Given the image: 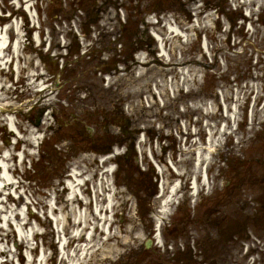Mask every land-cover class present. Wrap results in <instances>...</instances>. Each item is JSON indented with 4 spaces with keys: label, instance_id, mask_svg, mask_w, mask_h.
Here are the masks:
<instances>
[{
    "label": "rangeland",
    "instance_id": "1",
    "mask_svg": "<svg viewBox=\"0 0 264 264\" xmlns=\"http://www.w3.org/2000/svg\"><path fill=\"white\" fill-rule=\"evenodd\" d=\"M30 1L38 9L41 20H44L41 27L43 37L50 36L53 45L56 46L61 36L67 37V44L74 43L76 40L75 34L69 35L72 29L69 24L70 20L77 17L83 22V19L88 20L89 14L94 12L93 0ZM137 1H139L138 8L133 2H124L122 9L115 6L105 11L101 10L102 15H99L102 17V23L99 22L96 27H93L90 35L83 37L80 43L76 40L78 44L74 43V51L67 53L64 59L59 57L56 60V57H53L51 60H54L55 64L39 54V49L34 48V43H32L31 28L28 24V26L22 25L23 42L19 54L22 57L21 66L24 70L13 75V64L6 60L13 59L12 43L13 39H16L13 24H16L20 18L17 16L18 21L7 18L8 8L13 9V0H0V13H2L0 15V37L6 38V45L9 41L12 42L9 49L7 48V57L3 60L6 63L0 67L2 92L4 96L10 97L8 99L10 100L9 110L1 109L7 105L5 101L0 105V147L13 149L16 156L9 163L16 169L13 188L9 192H3L0 200L4 199L9 208L15 210L14 214L21 212L29 214L33 210L32 220L41 222L38 226L40 230L36 232L37 236H33V240L29 243H22L19 232L22 231L23 235L27 236L29 228L23 229L13 221H10L11 228L0 231V247L3 251L0 252V264H28L30 258L38 256L37 264H40V258L44 252L46 258L42 264H60L58 248L54 243L56 233L52 227L50 229L47 222L45 197L50 194L56 200V207L59 210L64 209L63 200L68 194L64 192V184L72 168L84 171V175L89 178L98 173L99 179L105 176L102 172V158L98 154L85 152L86 143L79 138L75 129H71V125L78 119L84 121L81 123L82 127H85L86 123L87 126L93 127V121L87 120L86 116L87 109L91 108L90 93L94 96L92 104L99 113L102 112V108L116 111L114 113L124 111L136 128L145 126L157 132L162 130L164 136L167 137L161 139L159 135H155V138L150 140L148 136L147 145L157 138V143L160 141H165L167 144L177 142L178 148L181 146V150L185 152L189 151L193 145L194 151L196 146L198 148L201 145H208L206 144L208 137L206 127L202 129L197 126V133L202 132L200 141L198 143L197 136L194 137L192 145L189 142L185 144L186 149H183L185 140L178 133V127L184 122L188 123L191 117L199 119L201 115H204L201 106L203 104L207 112L209 131L211 133L219 131V134L211 141L215 145L216 154L210 153V190H206L207 195L206 193L200 194L204 196L201 203L200 200L197 203L195 198V203L190 205L194 207L196 203L199 204V209L198 207L193 208V214L198 212L205 217L210 213V220L215 223L225 216L226 222L234 221V218L243 220L242 217L249 216L255 208L252 200L262 195L261 185H264V182L261 185L258 183L261 178L260 174L264 173V170L258 169V175L255 177L250 165L258 153L257 145L259 146L264 141V26L261 25L262 23L259 24L255 18L257 13L260 18V11L264 6L260 4V0H248L249 4L247 0H227L225 5L231 10L235 8L238 12L242 11L244 16L245 13L250 16L248 21H237L236 27H233L232 23L235 18L223 15L222 8L219 9L220 0L218 5L213 6L211 4L199 6V0H181L179 3L176 0H162V3L155 0ZM154 2L158 3L154 4ZM262 2L264 3V0H261ZM258 4H260V11L255 10ZM172 5L175 10L168 7ZM157 8L161 10L155 11ZM21 11L18 13L20 14ZM155 15L159 22L153 24L152 21H156L154 20ZM24 16L29 17L30 15L24 12ZM173 19L176 22L173 23ZM32 22L36 23L35 20ZM171 23L178 25L180 31L186 36L167 34L166 30H170ZM76 28L79 34L85 35L81 28ZM143 31H147L151 38L154 31L164 38L163 44L169 58L160 55L158 60L156 56L157 53L160 54L157 49L159 42L153 37L155 43L153 46L144 39L140 49L143 51L142 55L146 57L144 62L146 65L140 66H142L143 74L150 79L139 82L140 80H136L137 74H132L139 68H135L134 64L137 59L127 57L125 42L132 43L137 36L142 37ZM200 37L204 39V50L208 51L207 54L201 48ZM79 38H81L80 35ZM80 47L81 50H79ZM101 48L108 58L117 56L126 60L125 69H128L127 65L130 66L126 78L120 79L119 74H116L117 71L111 70L110 77L108 76L105 82H102L103 76L97 73L101 61L99 54H96L91 64L86 59L90 58V52ZM119 50L120 52H117ZM88 51L90 52L87 56L83 55L82 59H78L81 53ZM177 62L179 64L172 72L164 73L165 68H170L172 63ZM63 66L67 71L59 75ZM188 68L193 69L192 75L196 80L193 77L189 80ZM154 69H160V72L154 73ZM40 72L46 73L38 78ZM155 74L156 78L151 80ZM58 78L59 83H56ZM94 81L97 84L101 83L99 90L92 89L90 86ZM79 87L83 88L78 89ZM137 88L142 91L134 93ZM185 88H187V93L182 91ZM152 89L156 90L158 95H154ZM155 96H160L162 101H158L159 98L156 99ZM203 98H206V101L202 100ZM119 100L124 105H120ZM8 114L13 115V121L15 118L17 126L14 124L13 128L7 126L3 118ZM122 123L125 124V121ZM27 126L30 130L38 128L37 135L40 138L42 137L40 134L46 132L44 144H38L39 141L35 146L30 147L22 140L23 143L15 149L17 140L27 138ZM170 136L172 139L169 138ZM155 148L160 150L157 145ZM23 151H26L25 157H23ZM28 151L34 155L28 154ZM136 154H138L139 162L134 165L139 169L137 167L135 170L120 168L117 178H115L116 172L111 177L114 182L112 186L114 207L111 216L114 224L111 230L115 236L108 240L106 235H100L96 240L100 244L99 249L95 247L90 250L89 255L81 259V264H174L172 260L165 257L170 251L163 253L164 250H168L166 246L165 249H159L154 245L159 250L155 251L156 253L153 252V256L149 258L139 254L142 244L154 234L152 226L154 220L150 213L155 210L157 204L156 201H152L149 206L145 205L148 210L146 215L139 213L142 204L139 203L136 195L143 198L145 193L140 192L139 183L137 184L135 180L139 179L137 173L140 169L149 170L148 164L150 163L145 162L138 152ZM170 155L169 153L168 157ZM23 158L24 161L21 164ZM164 162L161 159L160 163ZM166 174L168 176L170 172ZM91 181H93L92 178ZM93 183H87L82 188L83 191L86 192L93 185L96 191V183ZM105 184L109 185L103 181L99 183L103 191ZM2 185L3 183L0 182V187ZM9 193L14 198L12 202L5 199ZM97 195L98 200L102 202L104 193L101 195L97 193ZM208 200L213 208H206ZM4 216L6 214L2 215V219ZM184 220H187L186 217ZM187 222L190 223V220ZM199 222L196 218L191 226L188 225L194 236L202 227H205L203 219L201 224ZM71 227L68 226L67 229L71 230ZM167 235L168 239H166ZM163 236L166 242L172 240L170 231L163 233ZM20 244L23 245L20 246ZM138 245L142 246L137 247ZM4 250L7 253L2 254ZM21 256H23V261L20 263ZM238 263L244 262L238 260Z\"/></svg>",
    "mask_w": 264,
    "mask_h": 264
},
{
    "label": "bare ground",
    "instance_id": "2",
    "mask_svg": "<svg viewBox=\"0 0 264 264\" xmlns=\"http://www.w3.org/2000/svg\"><path fill=\"white\" fill-rule=\"evenodd\" d=\"M3 21V20H2ZM16 31H17V41H15L13 43V62L15 60H20V48H21V38H22V29H18V25L16 26ZM170 30H166L167 34L169 35H177L179 36V34H174L179 33V29L178 27H172L170 28ZM15 31V30H14ZM15 31V32H16ZM174 31V32H173ZM183 36H186V34H182ZM158 38L161 40V38L158 36ZM6 38L5 37H0V67L6 63L5 61L3 62V60H5V58L7 57L6 51L9 49L6 48ZM11 46V45H10ZM208 46V45H207ZM206 46V48H207ZM160 49H161V54L162 56H168V53L166 51V49L164 50L163 44L161 43L160 45ZM142 59H144V56H141ZM167 58V59H168ZM8 62V60H7ZM144 63V62H143ZM139 64H142L139 63ZM179 63H172L170 68H165L164 69V73H170L172 72L176 66ZM112 65V64H110ZM170 65V63H169ZM16 66L18 67L19 71L21 68V65H19V63H16ZM137 72L139 73V75L136 77V80H140L139 82H145L147 79L149 80L150 77H147L146 74H143V72L141 71V68H139V70H137ZM156 72H160V69L155 70L154 69V73ZM192 72L193 69L188 68V76L191 75L192 76ZM128 74H120V79L121 78H126ZM154 77L156 78V74L151 77V80L154 79ZM189 80H190V76H189ZM38 87V86H36ZM3 87L2 84L0 82V105H2V102H6L7 105L4 106V108L2 107V110H9L8 106L10 105V100L8 101V99L10 97L8 96H4L3 94ZM142 91V89H136L134 91V93H140ZM144 92V91H143ZM203 104H201L202 106ZM13 115L9 114V115H5V117L3 118V120L5 121V123L7 124V126H10L13 128V124L16 125V121H13ZM17 126V125H16ZM221 129V128H220ZM35 130V129H34ZM34 130H30V127L28 128L27 126V131H28V136L27 138L24 139H19L17 142V146L15 147V149H17L21 143H23L22 140H24V143L27 146H33L34 143L38 142L39 139L35 136V131ZM219 134V131H214L213 133L209 132V141H213L214 138H216V136ZM192 137H194V134L191 133L190 134ZM209 148L207 149L206 155L204 154H200V159L203 161L205 159L208 158V155H210V153L212 152V149L214 150L215 145L212 143H209ZM141 149H145V145L141 143L140 145ZM1 151H7L4 155L2 156V158L0 159V182L3 183V185L0 187V197L3 195V192L5 191H10V189L13 188L14 185V180H13V176H12V170H11V166L7 161L8 159H5L6 157L9 158L10 160H12L13 158H15V153L13 152V149L11 148H6V147H0V154ZM26 153V151H24V154ZM178 171H180V169H177ZM163 171V169H162ZM201 171V170H200ZM83 171H76L74 170L72 172V176L73 178L68 181L67 186L65 187L64 192H67L68 195L66 197V199H64V209L59 210L55 208V199L53 196H51L50 194H48L45 197L46 200V208H47V213H48V218H52L55 221V225L57 228L58 233L60 234V231L62 230V233L65 231V229L67 228V222L68 224L71 222V224L73 225L71 227V230H69L67 232V237L61 239L60 236V241H59V249L61 251V253L63 254V257L67 258V262L69 264H77V262L82 258L85 259L89 253L90 250H92L95 247H98L97 250L100 247V244L97 243L98 241H96L98 239V237L100 235H106L107 239L109 240L110 238H112L113 235L112 234V230L111 227H109L107 225V222H103L102 224L101 221L104 219V221H107V218L110 217L109 216V211L113 209L114 207V200L112 198V195L109 194L107 199H104L102 202L99 203V201L97 203H95L94 205V209H93V203L90 201V199L85 195L84 191L82 190V187L84 184H86L85 182V178H83ZM172 177H167V179H172L174 177V174L171 173ZM5 199L8 202H12L14 201L13 196L11 195V193L7 194V196L5 197ZM0 205L2 206L0 208V231L3 230V228L9 229L11 228V223L10 221H13V223H17L19 224V226L23 229L25 228H29L28 232H29V240L28 235L24 236L22 231L20 232V238L22 243L24 244V242L29 243L30 240H33V236H37L38 233H36L37 231H39L40 229L38 228V226L41 224V222L38 221H33V211L31 210L29 214L27 213H17L14 214V211L12 208H9L8 204L4 202V199L0 200ZM67 210V211H66ZM6 214V216L3 217L2 219V215ZM33 216V217H32ZM4 221V223H3ZM124 221V220H123ZM12 223V224H13ZM113 225V224H112ZM108 226V227H107ZM13 230V229H12ZM104 231V232H103ZM1 235V233H0ZM26 235V234H25ZM23 244H20V246H22ZM98 245V246H97ZM1 246V244H0ZM71 249L70 251L67 249ZM2 251V248L0 247V252ZM3 252V251H2ZM71 252V253H69ZM7 253L6 250H4L5 254ZM46 258V253L44 252L40 258V264H42L43 260H45ZM20 263L23 261V256L20 257ZM39 261L37 258L32 257L30 258V260L28 261V264H37ZM63 261V259H62Z\"/></svg>",
    "mask_w": 264,
    "mask_h": 264
},
{
    "label": "flooded vegetation",
    "instance_id": "3",
    "mask_svg": "<svg viewBox=\"0 0 264 264\" xmlns=\"http://www.w3.org/2000/svg\"><path fill=\"white\" fill-rule=\"evenodd\" d=\"M108 0H103L102 4H107ZM78 22V21H77ZM81 26L86 28L92 20L79 21ZM105 137H102L104 139ZM172 146H168V150ZM169 157L176 159V150L169 151ZM147 162L146 158L143 157ZM120 168L122 169H137L134 165L135 157L128 151L124 156V161H120ZM136 164V163H135ZM149 170L145 168L138 171L139 179L135 182L139 184V190L143 194L140 201L146 202L151 195L156 191L154 182V172L148 164ZM260 170H264V164L260 163ZM195 170L192 163L184 166L182 173L184 176L181 178L180 192L177 200L178 205L174 206L173 217L169 218L170 223L166 225V231H170L172 240L170 241V253L166 257L172 260L174 264H237L238 260L247 262L250 259L253 264H264V189L261 196L254 198L255 208L252 213L245 217L243 220L234 218V221H225L223 217L220 221L216 222L210 220V213L205 217L198 212L194 213L193 208L199 206L198 200L204 197L198 196L196 206L189 208V197L191 194L189 183L195 176ZM255 177L258 171H254ZM260 180L264 182V173L260 174ZM177 176L174 177L176 181ZM160 180V178H156ZM204 192V188L201 187ZM207 195V192H206ZM206 208H213L210 206L208 200ZM200 207H198L199 209ZM225 215V214H224ZM186 217L187 220H184ZM198 218L199 224L204 222V226L194 236L192 230H189L188 225ZM190 220V223L187 221ZM212 222V223H211ZM222 223V224H221ZM241 264V263H238Z\"/></svg>",
    "mask_w": 264,
    "mask_h": 264
}]
</instances>
